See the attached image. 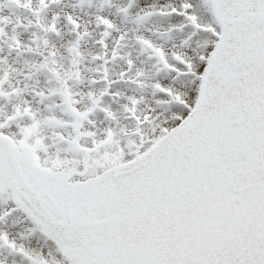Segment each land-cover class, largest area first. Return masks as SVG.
<instances>
[{"label":"snow or ice","instance_id":"snow-or-ice-1","mask_svg":"<svg viewBox=\"0 0 264 264\" xmlns=\"http://www.w3.org/2000/svg\"><path fill=\"white\" fill-rule=\"evenodd\" d=\"M0 264H264V0H0Z\"/></svg>","mask_w":264,"mask_h":264}]
</instances>
